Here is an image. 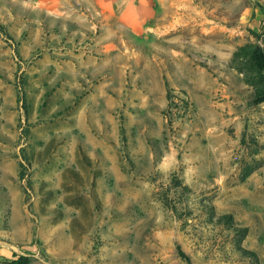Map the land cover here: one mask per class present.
I'll list each match as a JSON object with an SVG mask.
<instances>
[{"label": "rangeland", "instance_id": "rangeland-1", "mask_svg": "<svg viewBox=\"0 0 264 264\" xmlns=\"http://www.w3.org/2000/svg\"><path fill=\"white\" fill-rule=\"evenodd\" d=\"M0 264H264V0H0Z\"/></svg>", "mask_w": 264, "mask_h": 264}]
</instances>
